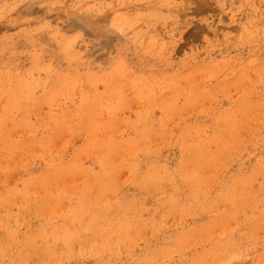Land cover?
I'll use <instances>...</instances> for the list:
<instances>
[{
  "label": "rangeland",
  "instance_id": "rangeland-1",
  "mask_svg": "<svg viewBox=\"0 0 264 264\" xmlns=\"http://www.w3.org/2000/svg\"><path fill=\"white\" fill-rule=\"evenodd\" d=\"M0 264H264V0H0Z\"/></svg>",
  "mask_w": 264,
  "mask_h": 264
},
{
  "label": "bare ground",
  "instance_id": "bare-ground-1",
  "mask_svg": "<svg viewBox=\"0 0 264 264\" xmlns=\"http://www.w3.org/2000/svg\"><path fill=\"white\" fill-rule=\"evenodd\" d=\"M197 111V110H196ZM126 127V126H125ZM57 129V128H56ZM125 129V128H124ZM28 131V130H27ZM116 133V132H115ZM236 134V133H235ZM163 137V136H162ZM171 137V136H170ZM245 137V136H244ZM230 138V137H229ZM230 142V141H229ZM211 144V143H210ZM233 145V144H232ZM223 146V145H222ZM57 148V147H56ZM221 148V147H220ZM40 151V150H39ZM41 153V152H40ZM42 154V153H41ZM230 154V153H229ZM29 156V155H28ZM36 156V155H35ZM24 161V160H23ZM7 162V161H6ZM25 162V161H24ZM23 162V163H24ZM10 164V163H9ZM227 165V164H226ZM210 168V167H209ZM220 169V168H219ZM121 172V171H120ZM216 173H218V172H216ZM222 175V174H221ZM56 176V175H55ZM79 176V175H78ZM81 179V178H80ZM197 179V178H196ZM80 181V180H79ZM81 182V181H80ZM120 183V182H119ZM164 183V182H163ZM66 184V183H65ZM210 185V184H209ZM43 186V185H42ZM79 186V185H78ZM43 188V187H42ZM70 189H71V187H70ZM92 189H93V187H92ZM39 190V189H38ZM49 190V189H48ZM72 191V190H71ZM76 191V190H75ZM70 192V191H69ZM111 192H113V191H111ZM36 193V192H35ZM91 193V192H90ZM108 197V196H107ZM100 199V198H99ZM99 201V200H98ZM63 203V202H62ZM63 206V205H62ZM226 207V206H225ZM184 209V208H183ZM214 209V208H213ZM58 210V209H57ZM5 226V225H4ZM227 226V225H226ZM256 226V225H255ZM106 227V226H105ZM231 226H229V228H230ZM226 232V231H225ZM206 236V235H205ZM103 237H104V234H103ZM203 237V236H202ZM261 237V236H260ZM204 238V237H203ZM259 239V238H258ZM107 240V239H106ZM186 245V244H185ZM73 247V246H72ZM177 248V247H176ZM239 248V247H238ZM236 251V250H235ZM226 258V257H225Z\"/></svg>",
  "mask_w": 264,
  "mask_h": 264
}]
</instances>
